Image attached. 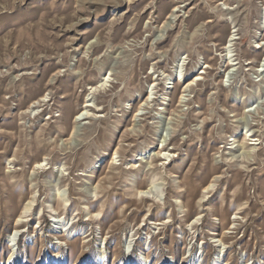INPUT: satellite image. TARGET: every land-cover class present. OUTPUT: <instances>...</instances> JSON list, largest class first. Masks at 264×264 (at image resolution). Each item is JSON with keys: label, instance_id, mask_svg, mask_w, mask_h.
<instances>
[{"label": "rangeland", "instance_id": "374dc122", "mask_svg": "<svg viewBox=\"0 0 264 264\" xmlns=\"http://www.w3.org/2000/svg\"><path fill=\"white\" fill-rule=\"evenodd\" d=\"M0 264H264V0H0Z\"/></svg>", "mask_w": 264, "mask_h": 264}, {"label": "bare ground", "instance_id": "6f19581e", "mask_svg": "<svg viewBox=\"0 0 264 264\" xmlns=\"http://www.w3.org/2000/svg\"><path fill=\"white\" fill-rule=\"evenodd\" d=\"M178 10L177 9H175L174 11H173V14L174 13H176ZM170 19V18H169ZM236 40V38H235V34H232L231 35V38H230V40H229V44L227 45V47H226V49H227V51H228V53H230L231 51V47H232V45H233V42ZM230 63V62H229ZM231 65H233V64H231ZM197 79H199V78H197ZM93 88H91V90H92ZM41 102H44V101H46V97L45 98H43V99H41L40 100ZM40 101H37V102H34L33 103V105L31 106V108H36V105H38L39 104V102ZM89 102V101H88ZM88 107H90V104L88 103V104H86V106H85V108H88ZM83 116L85 115V113H83L82 114ZM82 115H80V116H82ZM80 116H78L77 117V120H79L81 117ZM249 132L250 131H247L246 132V134H245V138H244V141L246 142V141H254L255 143H251V144H249V145H251V146H255V145H259V143L257 142V141H259V140H257V139H252V137H253V135H251V134H249ZM252 152H253V150H248L245 154H246V158L249 160V158L251 157V154H252ZM44 164H40L39 166L41 167V166H43ZM214 189V185L213 184H210L209 186H207L206 187V189H205V192L204 193H209L210 191H212ZM28 208V207H27ZM28 212V211H27ZM24 214V213H23ZM18 233V231H15V233H14V235L12 234L11 235V237L12 238H14L15 237V235ZM11 239V238H10ZM16 239V238H15Z\"/></svg>", "mask_w": 264, "mask_h": 264}]
</instances>
